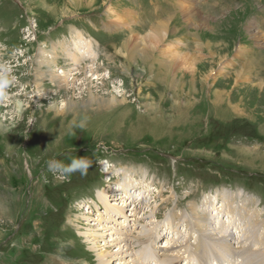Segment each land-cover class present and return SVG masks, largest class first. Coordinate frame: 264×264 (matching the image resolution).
<instances>
[{"label": "rangeland", "instance_id": "374dc122", "mask_svg": "<svg viewBox=\"0 0 264 264\" xmlns=\"http://www.w3.org/2000/svg\"><path fill=\"white\" fill-rule=\"evenodd\" d=\"M177 1L80 0L75 7L68 0H0V71L10 68L16 78L0 100V264H98L104 249L115 252L124 243L112 245L109 237L135 235L151 220L174 231L158 237L155 254L142 245L147 264H167L178 249L175 264H202L196 251L203 241L211 248L206 264H216L219 237H200L190 222L192 210L204 208L210 227L233 225L215 230L225 264L242 256L264 264V0ZM162 21L165 35L145 63L139 52L129 62L123 47L140 51ZM167 50L191 55L193 71L180 67L159 81ZM86 88L110 104L97 107ZM85 116L87 127L68 135L70 122ZM75 156L93 161L87 175L60 180L47 167ZM129 178L137 197L113 198L111 190ZM100 189L114 206L132 202L126 216L116 214L119 222L105 217ZM226 202L223 218L209 209L213 203L225 209ZM86 231L98 235L86 242ZM135 242L119 248L125 259L117 255L108 264H134L141 249Z\"/></svg>", "mask_w": 264, "mask_h": 264}, {"label": "bare ground", "instance_id": "6f19581e", "mask_svg": "<svg viewBox=\"0 0 264 264\" xmlns=\"http://www.w3.org/2000/svg\"><path fill=\"white\" fill-rule=\"evenodd\" d=\"M69 1V3L71 4V5H74L75 7H78V3L77 2H79L80 0H68ZM184 0H179V1H177V3L179 4V5H182V3H184L183 2ZM186 1V0H185ZM189 1V0H188ZM186 3V2H185ZM191 4V3H190ZM187 5V4H186ZM193 6L192 5H190V14L192 15V14H196V12L195 11H193ZM185 9V8H184ZM184 11H186V10H184ZM188 11V10H187ZM185 12H183V14H184ZM186 14V13H185ZM191 15H190V17H191ZM197 15H199V17H200V19L198 20L200 23H205L204 21H206L207 19V17L206 16H204V15H202V14H197ZM183 16V15H182ZM168 18V17H167ZM159 23V22H158ZM206 24H208V22L206 21ZM251 25V24H250ZM166 29H167V24H166V22H163L162 21V23H160V24H158L156 27H154V28H152V30H151V34L149 35L148 33V37L144 40V42H143V45H142V48H140L141 50L140 51H138L137 49L138 48H131V46L130 45H125L123 48H126V49H129V51H128V53H130V54H126V55H128L127 56V58L126 59H129V62L130 61H136V59L137 58H133L132 57V55L131 54H134V53H136V52H139V57H138V59H139V61L142 63V64H144L145 63V61H146V59H147V57L149 56V52H151L153 49H154V46H155V44L160 40V39H162L163 37V34L165 33V31H166ZM165 35V34H164ZM138 37V36H137ZM145 37V36H144ZM143 37V38H144ZM84 43H86V42H84ZM82 45H83V43H82ZM170 45V44H169ZM86 45L84 44V47H85ZM167 47V46H166ZM171 48V47H170ZM173 51V50H172ZM171 50H167V52H166V55L169 57V59L168 60H166V63L165 64H159L158 65V68H157V72H156V74H155V76L156 77H158L159 78V81H161L162 79H164V77L166 78V80H164L165 82L166 81H168V79H169V76L172 74H174V73H177L178 71H180L179 69H180V67H184L186 70L185 71H187V72H189V71H193V69H192V65H193V57H191V55H187L186 53L185 54H183V53H177V52H174V54L173 53H170V52H172ZM123 53V52H122ZM159 53H161V54H163V52L162 51H159ZM238 54V53H237ZM190 56V57H189ZM153 68H150V66H149V68L147 69V71L149 70V71H151ZM188 69H190V70H188ZM192 69V70H191ZM126 70L128 71V69L126 68ZM183 71V70H182ZM249 71V70H248ZM138 72H143V71H140L139 69H138V71L136 72V73H138ZM168 74V75H167ZM184 74V73H183ZM186 74V73H185ZM58 75V74H57ZM57 75H54V76H57ZM138 75H140V74H138ZM175 76V75H174ZM82 81H81V85L82 86H84L83 84H85V80H87V75H82ZM96 78H98V76L96 77ZM79 80V79H78ZM89 80V79H88ZM176 80V79H175ZM76 79L74 78V77H72V79H71V81H69L68 82V84L70 85V88H73V86H74V88H75V86H76ZM165 82H161L162 84H164ZM177 82V81H176ZM89 83V81H87V83H86V85ZM175 83V82H174ZM168 84V86H171L172 87V83L170 84V83H167ZM175 85H176V83H175ZM192 85H193V83H192ZM188 91H187V94H190V92H192V91H190V89H191V87H190V83L188 82ZM69 88V89H70ZM79 88V87H78ZM192 88H193V86H192ZM84 90V89H83ZM167 90V89H166ZM86 92H89L90 94L88 95V98L89 99H91V100H89V101H92V100H96V102H97V100H100V99H98L97 97H96V94L94 95L92 92H90L87 88H86ZM178 92V91H177ZM217 92H215L214 94H216ZM175 95H176V93H174L172 96H171V101H173V99L175 98ZM216 97V96H215ZM73 98V97H72ZM101 98V97H100ZM103 98V97H102ZM116 97H115V95L114 94H112V99L113 100H115L114 102H117V100L115 99ZM119 98V97H118ZM179 98V97H178ZM216 98H218V96L216 97ZM70 101H69V103H72V101H71V99L70 98H68ZM219 99V98H218ZM119 100V99H118ZM121 100H124V98L122 97V99ZM216 100V99H215ZM68 101V100H67ZM111 101V99L108 101V102H110ZM219 101V100H218ZM108 102H105V98L103 99V101H98L97 103H96V105H97V107L99 106V105H101L102 103H107L106 105H108V104H110V103H108ZM83 103V102H82ZM172 103V102H171ZM213 103H214V105H217L216 103H217V101H214L213 100ZM174 104V105H173ZM172 105H173V107L175 108L176 106H177V104L176 103H173ZM185 104L186 105H188L189 104V101L187 100L186 102H185ZM92 105V104H91ZM114 106V105H113ZM218 106V105H217ZM100 107V106H99ZM138 184H140V183H138ZM118 185H120V186H117V188H114V189H112L111 190V193H110V195L114 198V197H117V196H124V197H126V198H131L132 199V201H133V197H132V195H134L133 193L130 195V190H131V188H132V186H133V181H132V179H127V180H125V182L124 183H122V184H118ZM134 185H136V184H134ZM142 185V184H141ZM141 187H144V186H141ZM108 192V191H107ZM107 192L105 191V193H106V195L104 194V192H102L101 191V189L100 190H98L97 191V195H96V198L98 199V201L100 202V203H102L103 204V207H104V211H105V214H106V218L107 219H109L110 217H112V216H114V219L113 220H111V222H113V223H116V222H119V219L116 217V214L117 215H120L121 217H122V215L124 214V216H126V212H124V210H125V207L127 208V205H130V203H132V202H127V200H124L123 202H124V204H122L121 205V203H119L121 206L120 207H118V206H114V205H112L111 203H110V197H108L107 196ZM131 196V197H130ZM138 196H139V194H138ZM134 197H137V195L135 196L134 195ZM134 202H136L135 200H134ZM127 203V204H126ZM216 203H213V205H209V209L211 208V210L213 211V210H216V217H224L223 215H224V211L225 210H227V209H229V207H230V205H229V202H226V206H224V208L225 209H223L221 206V208L219 207V208H213L214 207V205H215ZM137 205H140V203L138 202V203H136L135 204V208H136V206ZM194 205V204H193ZM196 206V205H195ZM213 206V207H212ZM139 208V207H138ZM189 208V207H188ZM134 209V208H133ZM132 209V210H133ZM190 209H193L192 207H190ZM128 210V209H127ZM156 211V210H155ZM210 211V210H209ZM130 215H133V216H135V214H133V213H131ZM191 216V220H190V222H191V225H192V227L193 226H195V229H197L198 231H199V236L201 237V234L202 235H206L207 236V238H209V239H216L217 237H219V242H216L215 241V243H214V245H219V247H220V249H217V250H215V255L213 254V256H214V258L217 260V262H216V264H225L224 263V261H222V260H225V254H224V252H223V248H225L224 246H223V244H221L222 243V237H220V235L219 234H217L218 232H215V230L217 229L216 227H218V230H219V233L220 232H224L226 229H228L229 227H232L233 225H232V223L230 222H228V221H224V220H222L223 222H221L220 224H216L214 227H210V221H207V219H209L208 218V216H210V215H208L207 216V213H206V211H205V208L203 209V211L202 212H200V211H198V212H196L195 211V209H193L192 210V214L190 215ZM183 219V218H182ZM176 220V219H175ZM122 221V220H121ZM138 221H139V219L137 218V220H136V223L137 224H139L138 223ZM180 221V220H179ZM89 222V221H88ZM105 222H110V220H105ZM254 222V221H253ZM252 222V223H253ZM91 223V222H90ZM257 223V222H256ZM256 223H254V224H256ZM148 225H149V228H144V226L145 225H141V229H139V231H137V233L134 235V234H132L134 231H132V230H130L129 231V233L128 234H126L125 232H123V233H121L122 234V236H123V234H125V236H123V237H121V234H120V238H108V240L109 241H111L112 242V245H115L116 243L119 245V243L120 242H122V241H124V243L123 244H120L119 245V247H118V249H117V251L115 250V252H112V251H109V250H105L104 249V253H101V254H99L98 256H99V260H98V264H108L109 263V261H110V259H111V257H115V256H117V255H120V256H122V254H124V252L126 251V250H122L123 252H121L120 253V249L119 248H122L123 246H128V247H130V245H129V243H127L130 239H133V240H135L136 242L135 243H137V245H140L141 246V249L140 250H138L137 251V253L134 255L133 254V252L132 253H130V255H131V259H132V256H133V259H132V261L134 262V264H147L148 262H146L147 260H146V258H147V253H145V252H143V250H144V248H143V246L142 245H145V244H147L148 245V243H149V245L150 246H152V249H153V253L155 254V252H154V248L153 247H156L157 248V246H156V240L158 239V237L159 236H163L164 234H162V233H167V234H172L173 233V228L172 227H165L164 228V230H165V232L163 231V229H162V227H160V226H158V223L155 221V220H151L149 223H147ZM147 224H146V226H147ZM191 225H190V227H191ZM108 226H110V225H108ZM104 227V226H103ZM102 227V228H103ZM113 227V226H112ZM168 228V229H167ZM239 228L240 229H242V230H247V235L248 234H250L251 233V231H252V229H245V227L242 225V222L240 223V226H239ZM115 229H117V228H115ZM222 229H224V230H222ZM186 230H188V229H186ZM186 230H184V231H186ZM191 230V229H190ZM190 230H188V231H190ZM241 230V231H242ZM104 231V230H103ZM107 231V229L104 231V232H106ZM132 231V232H131ZM81 233V232H80ZM90 233H92L94 236L95 235H98L97 233H94V232H88V231H86V232H83L81 235L85 238V240H86V242H91L92 240H93V238H91V236L90 235H92V234H90ZM116 233V232H115ZM131 233V234H130ZM159 233V234H158ZM161 233V234H160ZM188 233V232H187ZM106 234H114L113 232L111 233V232H109V233H107L106 232ZM219 235V236H218ZM90 236V237H89ZM104 236V235H103ZM107 236V235H106ZM105 236V237H106ZM126 236H129L128 238H126ZM130 236H132V237H130ZM217 236V237H216ZM224 237V236H223ZM159 238H161V237H159ZM187 239V238H186ZM200 240V239H199ZM249 240V239H248ZM172 241V240H171ZM258 242H256V244H262V242H263V240H262V242H260L259 240H257ZM200 242V241H199ZM125 243H127V245L125 244ZM186 243H188V242H186ZM205 243H207V244H209L210 242H206V241H203L202 242V244H198V247H197V251H196V255L198 256V255H200L199 253H202V257H201V260H202V264H206L207 262H208V259L206 260V258L208 257V250H210L211 248H207L208 246H207V244L205 245ZM92 245V247H95V245L96 244H94V243H92L91 244ZM212 245V244H211ZM210 246V245H209ZM91 247V246H90ZM128 247L126 248V249H128ZM211 247V246H210ZM184 248H186V247H184ZM240 248H247L246 246H244V245H242ZM130 249V248H129ZM139 249V248H138ZM233 249V248H232ZM166 250V249H165ZM237 250V252L239 251L238 250V248L236 249ZM105 251H107V252H105ZM264 251V250H263ZM213 252V251H212ZM181 252H180V249H178V251L175 253V254H173L172 255V257L171 256H167V261H166V259H165V262L164 263H167V264H170V263H173V264H175V261H176V257H178L179 256V254H180ZM229 255L231 254V252H227ZM219 254V255H218ZM128 256V253H126V254H124L123 255V259H125L126 257ZM157 256H159V255H157ZM201 256V255H200ZM125 257V258H124ZM233 257V256H232ZM122 258V257H121ZM158 258V257H157ZM211 259V258H210ZM231 259V258H230ZM247 260H248V258H245L244 256H242V258L240 259V260H238V258L236 259V263L237 264H247ZM131 261V262H132ZM226 261V260H225ZM130 262V261H129ZM129 262H125V263H123V264H129ZM169 262V263H168ZM233 262V261H232ZM259 262V261H258ZM157 263V262H156ZM119 264V263H118ZM121 264V263H120ZM231 264V263H230Z\"/></svg>", "mask_w": 264, "mask_h": 264}, {"label": "clouds", "instance_id": "9594fccd", "mask_svg": "<svg viewBox=\"0 0 264 264\" xmlns=\"http://www.w3.org/2000/svg\"><path fill=\"white\" fill-rule=\"evenodd\" d=\"M16 82L15 76L12 75V70L10 68L4 69L0 71V100H3L7 96V90ZM122 83V82H121ZM66 102H61V107H64ZM55 103L52 102L49 104L50 110H55ZM90 118L85 116L80 119L78 122L73 120L70 122L67 134L75 135V129L80 128L84 129L87 127L88 120ZM0 131H4V129H0ZM27 138V136H25ZM68 155H72L68 153ZM93 161L88 159L86 156H75L70 161L65 164L59 159H51L47 162L48 169L57 174V179L64 180L70 177L72 174L79 172L80 175H87L89 168L92 166ZM109 165L105 162L104 167H108ZM115 167V166H112Z\"/></svg>", "mask_w": 264, "mask_h": 264}, {"label": "crops", "instance_id": "0c3cea01", "mask_svg": "<svg viewBox=\"0 0 264 264\" xmlns=\"http://www.w3.org/2000/svg\"><path fill=\"white\" fill-rule=\"evenodd\" d=\"M150 68H152V67L150 66Z\"/></svg>", "mask_w": 264, "mask_h": 264}]
</instances>
